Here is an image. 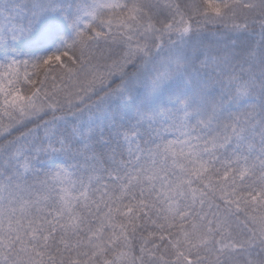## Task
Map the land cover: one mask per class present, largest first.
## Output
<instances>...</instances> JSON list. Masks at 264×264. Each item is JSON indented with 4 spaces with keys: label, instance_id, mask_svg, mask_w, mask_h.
<instances>
[{
    "label": "snow or ice",
    "instance_id": "1",
    "mask_svg": "<svg viewBox=\"0 0 264 264\" xmlns=\"http://www.w3.org/2000/svg\"><path fill=\"white\" fill-rule=\"evenodd\" d=\"M0 264H264V0H0Z\"/></svg>",
    "mask_w": 264,
    "mask_h": 264
}]
</instances>
